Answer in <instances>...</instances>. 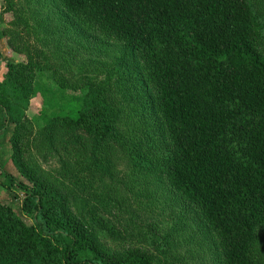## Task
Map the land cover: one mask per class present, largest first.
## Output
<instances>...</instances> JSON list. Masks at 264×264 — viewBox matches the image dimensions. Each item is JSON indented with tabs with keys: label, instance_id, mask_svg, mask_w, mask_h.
Segmentation results:
<instances>
[{
	"label": "trees",
	"instance_id": "obj_1",
	"mask_svg": "<svg viewBox=\"0 0 264 264\" xmlns=\"http://www.w3.org/2000/svg\"><path fill=\"white\" fill-rule=\"evenodd\" d=\"M10 3L15 19L3 34L27 62L7 61L0 130L14 125L23 178L0 169L32 223L0 200V264H158L165 241L155 254L145 246L154 235L133 238L132 220L116 210L129 207L138 181L121 178L126 157L133 174L193 211L213 261L264 264V0ZM30 20L47 41L61 21L121 53L94 76L49 66L27 38ZM50 68L80 98L62 101L38 83ZM38 94L43 108L30 118ZM34 147L59 166L45 169Z\"/></svg>",
	"mask_w": 264,
	"mask_h": 264
},
{
	"label": "rangeland",
	"instance_id": "obj_2",
	"mask_svg": "<svg viewBox=\"0 0 264 264\" xmlns=\"http://www.w3.org/2000/svg\"><path fill=\"white\" fill-rule=\"evenodd\" d=\"M21 1L0 0V26L3 27V29L0 27V34H2L3 38L2 41L0 40V81L4 79V75L8 71L7 61L27 62V56L16 52L8 43L7 33L3 34L5 28L12 27L11 22L15 19L14 11L9 9L10 2L17 4L15 6L17 7ZM29 24L31 32L29 35L26 34L27 38L44 50L45 57H47L46 64L49 66L57 67L58 64H66L70 66L71 70L79 72L82 76H85V74L94 76L95 70H100L101 68L104 70L121 53V47L118 45L101 44L90 37L84 38L78 35L74 28L64 27L61 21H56L52 25L59 28H57L58 30H53V37L49 41H47L48 34L45 31L47 29L42 24L41 29L37 33L41 40L38 39L35 33L34 27L37 26H35L34 20H30ZM22 27L24 26H19V28ZM36 39L38 40L36 41ZM51 69L53 68L44 70L42 74L40 73L38 83H42L62 101H66L70 97L80 98L82 95L81 89L76 90L70 87L62 91L53 76L54 69ZM69 79L71 80V78ZM31 102L27 113L30 118L37 115L43 108V106L41 107L42 96L38 94ZM13 132V124L5 131L0 130V167L19 178H23L13 161L14 148L11 142ZM33 149L36 152V159L42 163L45 169L59 166L56 159L47 158L45 160L35 147ZM32 156L35 158L34 154ZM135 168L134 162L127 157L118 165V169L121 170V178L125 182L130 183L133 181L131 179H138V181L133 184L134 195L130 193L132 197L130 196L131 203L129 207L124 210L116 209L119 217L128 221L132 220L130 221L131 229L135 234L137 233L133 238L137 239L140 237L139 230L148 232L150 237L154 235L151 239L152 244L147 242V245H145L154 253L157 252L159 244H163V241H165V246L161 248L162 253H155L158 256V264H217V262L213 261L212 253L210 252L211 244L208 234L195 217L193 211H190V208L184 203H178L170 189L159 186L156 182L147 184L144 181V177L141 176L142 172L139 170L133 174ZM17 194L19 198L16 199L11 195L7 187L3 185L0 169V200L14 207L20 216L28 223H32L31 214L22 209L23 192L18 191ZM153 240L157 241L153 243Z\"/></svg>",
	"mask_w": 264,
	"mask_h": 264
},
{
	"label": "crops",
	"instance_id": "obj_3",
	"mask_svg": "<svg viewBox=\"0 0 264 264\" xmlns=\"http://www.w3.org/2000/svg\"><path fill=\"white\" fill-rule=\"evenodd\" d=\"M1 27V29H3V27L2 26H0ZM1 29H0V31H1ZM2 34H0V40L2 41Z\"/></svg>",
	"mask_w": 264,
	"mask_h": 264
}]
</instances>
